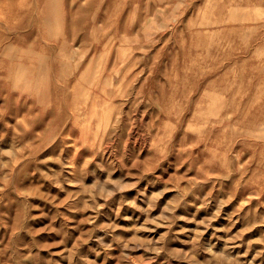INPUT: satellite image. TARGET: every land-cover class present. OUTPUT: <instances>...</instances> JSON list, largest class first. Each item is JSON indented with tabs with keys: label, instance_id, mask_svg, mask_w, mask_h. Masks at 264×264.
I'll return each instance as SVG.
<instances>
[{
	"label": "rangeland",
	"instance_id": "obj_1",
	"mask_svg": "<svg viewBox=\"0 0 264 264\" xmlns=\"http://www.w3.org/2000/svg\"><path fill=\"white\" fill-rule=\"evenodd\" d=\"M0 264H264V0H0Z\"/></svg>",
	"mask_w": 264,
	"mask_h": 264
}]
</instances>
